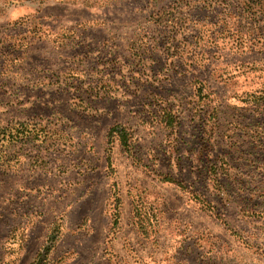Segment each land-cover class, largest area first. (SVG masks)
<instances>
[{
	"label": "rangeland",
	"instance_id": "rangeland-1",
	"mask_svg": "<svg viewBox=\"0 0 264 264\" xmlns=\"http://www.w3.org/2000/svg\"><path fill=\"white\" fill-rule=\"evenodd\" d=\"M0 126V264H264V0H0Z\"/></svg>",
	"mask_w": 264,
	"mask_h": 264
},
{
	"label": "trees",
	"instance_id": "trees-1",
	"mask_svg": "<svg viewBox=\"0 0 264 264\" xmlns=\"http://www.w3.org/2000/svg\"><path fill=\"white\" fill-rule=\"evenodd\" d=\"M166 114H167V121H168L167 123L174 124L172 114L171 113H166ZM31 133L33 132L30 130L26 131L24 128H20V130H17L16 128H5V127L0 126V143L2 142L0 145V167L3 168L7 165H10L12 161L9 159L12 157L11 154L6 153L8 157L4 156L5 154L3 152V143L7 141L10 144L17 145L19 143V140H22L23 138L26 137V134H27V139H32V138L38 139L39 136H36V134L32 136L33 134ZM107 136H108V141H109L108 144H115V142H118L119 145L123 147L125 152L132 156L131 154L132 148L130 144L131 136L126 128L122 126H115L110 129ZM113 172H114V167H113L112 157L110 154H108V157H107V173L108 174L107 176L108 175L109 177L112 176ZM113 187H115V184H113ZM115 201L116 202H115L114 212L113 214L110 215L112 233L118 228L117 226L119 224V218H120V211H119L120 210L119 205H121L120 198L116 197ZM150 208H151L150 210L154 211L152 207ZM136 211H137V215H140V210L136 209Z\"/></svg>",
	"mask_w": 264,
	"mask_h": 264
}]
</instances>
